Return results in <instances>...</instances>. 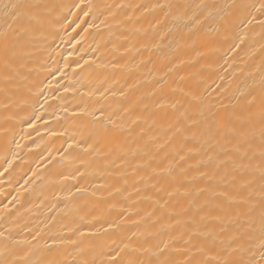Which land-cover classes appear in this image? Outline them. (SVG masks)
Masks as SVG:
<instances>
[{
	"label": "bare ground",
	"instance_id": "bare-ground-1",
	"mask_svg": "<svg viewBox=\"0 0 264 264\" xmlns=\"http://www.w3.org/2000/svg\"><path fill=\"white\" fill-rule=\"evenodd\" d=\"M33 2L0 56V264H185L259 213L264 0Z\"/></svg>",
	"mask_w": 264,
	"mask_h": 264
},
{
	"label": "snow or ice",
	"instance_id": "snow-or-ice-1",
	"mask_svg": "<svg viewBox=\"0 0 264 264\" xmlns=\"http://www.w3.org/2000/svg\"><path fill=\"white\" fill-rule=\"evenodd\" d=\"M55 7V5L33 2V0H6L0 4V17L6 25L0 28V56L3 58L5 68L11 67L12 59L16 54L13 50L16 44L22 38L39 31L44 22V16L50 15ZM68 7L71 8V5ZM76 7L80 5L77 4ZM259 10L264 12V4L260 5ZM5 79L8 80L10 77ZM261 116L264 117V107L261 109ZM261 137L259 213L256 214L254 207L249 204L251 200V193H249L248 197L240 198L244 204H249L244 213L238 212L236 216L228 217L227 220L221 215L212 217L226 225L236 224V227L227 236L224 235L223 228L218 233H212L211 230L203 233L205 236H211L212 239L208 247L202 246L197 250L202 259L186 260L185 264H264V128L261 129ZM245 167L247 166L241 163H234L233 172H242ZM237 180V175L231 176L233 183ZM250 183L251 181L241 178L239 188H247ZM213 195L223 197L229 202L237 200V196L230 195L228 192L213 193ZM201 219L203 220L204 217ZM159 264H168V262L161 261Z\"/></svg>",
	"mask_w": 264,
	"mask_h": 264
}]
</instances>
